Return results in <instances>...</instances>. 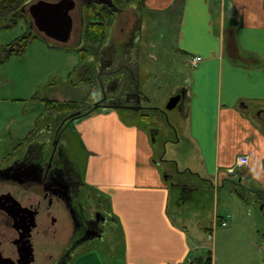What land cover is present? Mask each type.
<instances>
[{
    "label": "crops",
    "instance_id": "obj_1",
    "mask_svg": "<svg viewBox=\"0 0 264 264\" xmlns=\"http://www.w3.org/2000/svg\"><path fill=\"white\" fill-rule=\"evenodd\" d=\"M136 4L130 2L129 9H135ZM124 10L127 9L116 11L108 27L107 39L111 38L113 46L123 51L121 57L112 55L109 64L115 70L123 59L138 66L136 75L132 73V91L140 92L144 51L156 59L174 43L176 56L180 57L174 56L173 62L179 67L185 61L191 67L188 86L183 87L188 101L187 128L183 138L178 137L182 141L177 145L183 147L185 167H179V158L167 159L161 151L156 154L155 121L151 122L150 115L142 117L135 111L129 114L133 119L141 117L151 122L147 123L148 128L128 122L118 108L103 106L91 109L72 123L79 153L76 159L82 164L85 184L99 191L103 209L114 213L119 235L126 244V264H188L191 257L203 256L195 254L202 247L196 242L193 245L185 226L174 221L173 204L185 210L189 202L196 200V209L184 211L186 219L203 213L201 208L206 203L201 202L202 195L199 200L194 194L203 185L218 189L228 182L254 193L255 197L260 195L255 190L264 191V0H144L132 23L129 15L123 16ZM72 13L78 14L76 21L81 26L73 38L65 43L43 39L50 49L75 60V47L82 40L83 7L78 6ZM73 19L75 27L78 24L75 16ZM114 30H118L116 36ZM105 47L101 49L103 61L113 53L111 49L103 51ZM193 55L200 57L196 64L191 62ZM149 71L146 74L152 75L150 78L158 76L157 71ZM83 84L89 94L90 84ZM99 89L98 96L102 93ZM50 115V119L56 118V123L69 118L55 112ZM50 123L53 122L40 127L35 124L24 137L22 148L45 138ZM15 146L13 153L22 149ZM242 155L248 156V163L239 166L237 158ZM174 163L175 171L167 166ZM185 173L194 181L187 174L183 178L186 183L174 177ZM172 189L176 192L175 199ZM213 216L217 218L218 214ZM229 216L219 214L221 222L225 221L219 224L225 226L221 230L226 234L222 250H229L236 237L245 239L240 255L242 263L264 264V246L256 240L260 229L250 224L229 225ZM199 228L215 232L212 224ZM237 230L246 231L240 236Z\"/></svg>",
    "mask_w": 264,
    "mask_h": 264
},
{
    "label": "rangeland",
    "instance_id": "obj_2",
    "mask_svg": "<svg viewBox=\"0 0 264 264\" xmlns=\"http://www.w3.org/2000/svg\"><path fill=\"white\" fill-rule=\"evenodd\" d=\"M36 1L38 0H28L22 5L21 9L25 12ZM79 2L81 3V0H77L75 10L81 5ZM133 2L136 3V1ZM140 7V5H137L133 7L135 9H129L130 7L128 5V7L125 8L127 10H124L123 16L127 17L129 15V23H132L134 18L137 17V14L140 12ZM131 13H135L136 15L132 17V15H130ZM77 16L78 14L75 13L76 20H78ZM14 18L13 16H7L1 20L0 25L3 26L0 30V46L13 42L15 39L25 34L28 28H31L30 17L28 24L19 16H16L15 22L13 20ZM76 24L79 26V22L76 21ZM157 25L155 28L159 30L160 27H157ZM32 29L35 30L34 28ZM117 32L118 30H114L115 36ZM75 35L74 32L72 38ZM110 39L111 38H108L107 40L109 41ZM113 39L114 38H112V41ZM46 44L47 42L45 39L36 38L27 44L22 53L9 55L7 60L0 66V164L3 162V159H5V156H9L10 153H13L12 148L15 145V147L22 148L25 144L23 142L26 140L24 137L35 127V124L40 127L47 123L51 113H47L43 109L41 103L42 98L47 97L59 101L60 99H63L62 101H68L86 98L85 102L87 103L89 101L88 99H90L89 103L91 104L94 103L93 99L99 97V93H96L99 87L94 93H91L92 99L88 96L89 94L86 93V90H84L85 85L83 81L79 79V77L83 75L84 69L78 70L77 68V54V59H68L65 54L58 50L50 49ZM175 47L176 45L173 43L169 49L164 51V54L159 57L157 56L156 59L151 57L147 51H144L143 55H141L142 63L140 67L143 66V69L140 70L139 73V89L142 93L140 105L145 109L139 113L141 115L145 112L148 116H151V122L153 119L155 121L153 127L156 134H154L155 139L153 140L156 154L161 151L165 154L167 159L174 157L179 158V167L184 169L185 165L183 164L185 160H183L182 157L184 153L181 152L183 147H178L177 145H180L178 142L182 141H179L178 137L182 139L187 128L186 112L188 101L186 99L185 103L181 105L179 102L177 106L171 109L166 108V103L178 87L187 88V79L191 67L185 61L183 65L179 63V67L177 65L178 63L173 62V58L176 56ZM73 57L75 56L73 55ZM144 57L145 59H143ZM179 57L180 56H176L177 59H179ZM183 59L187 60V56H183ZM90 60L92 59L87 58L86 64L91 67L90 69L93 68L91 74H95L99 67V55L97 54L94 56V60ZM122 60H119V69L127 62H122ZM167 60L170 62L168 63ZM127 66L133 69L132 73L135 76L138 71V66L128 62ZM149 69H152L154 73L158 69H161V72L158 70V76L150 78L152 75L146 74V71L150 72ZM117 73H115V75L118 76H115L117 78L114 80H117L119 76L122 77L119 78L122 81L129 78L125 70L122 71L120 69ZM106 75L104 79L108 81ZM103 77L104 74L102 78ZM129 79L134 80L132 77ZM73 81L75 83L71 84ZM86 82L88 83L86 85L89 86L90 81ZM127 87H129L132 95L136 94L132 91L130 86L127 85ZM100 90L101 89H99V91ZM37 105L38 107L36 108ZM121 113L130 123H141L144 126H148V128L150 126L147 123L151 122H147L144 118L141 119V117H138L133 119L129 114L124 113L123 110ZM44 117H46V120ZM49 134L50 133H45L46 136ZM163 141L166 142L165 145ZM166 148L167 152H164ZM172 149L175 150L174 153ZM167 166L175 171L177 165L174 163V165L168 164ZM186 174L190 176L189 173H185V175L180 177L178 175L174 177L186 183L183 179ZM192 179L194 178L190 176L191 182L194 181ZM181 181L179 183H183ZM240 187L241 186L235 184L229 185L227 182L225 186H221L218 189L211 187L207 188L204 187V185L203 187L197 188L194 191L195 196L200 200L202 195L201 202L206 203L205 206L201 208L203 213L186 219L184 211H187V209L188 211L196 209V200L193 201L194 203L189 202L190 206L186 205L188 208L185 210H183V206L180 208H177L174 204L171 206L174 210L172 214L174 221L185 226L184 228L187 230L189 239L193 245L196 243L201 245L202 248L198 249L197 251L199 252L195 254L200 253L205 256L210 250L213 258L212 264H243L240 255H243L241 252L245 241V239H237L236 237L233 246L230 247L229 250H222L226 234L221 229H224L225 226L218 224L217 218L213 216L215 214H218V216L220 214L224 217H226V214H229V225L232 223L233 225L237 224L242 226L250 224L256 229L259 228L261 232L256 240H258L257 242H259L260 245L264 246V207L262 206V202L255 197L254 193L246 191L245 189H240ZM233 188L236 189L234 190ZM236 190L240 191L242 195ZM91 192L94 194L92 189ZM254 192L260 194L261 198L264 199V191L255 190ZM171 195L172 198L173 196L174 199L176 198L175 189L171 190ZM191 203H196V205L193 206ZM113 214L114 213L111 212L108 215L112 224L111 231L109 232L108 230L105 232L103 238H98L99 241H90L85 244L79 251L80 255L70 264L127 263L126 244L124 237L122 238V235H119L118 226L112 221ZM213 221L214 223H212ZM211 224L215 231L214 234L207 231L205 232L199 228L203 226L211 227ZM245 231L246 230H237V234L241 236L240 233H245ZM208 234L210 235L209 237L207 236ZM56 238L57 237L52 241L49 238L39 239L40 242L35 246L37 252L36 264H40V262L45 264V259H42V255L46 249H50L54 253V257L58 255L63 240ZM215 253L216 256H214ZM192 258L193 257L190 259L192 260Z\"/></svg>",
    "mask_w": 264,
    "mask_h": 264
},
{
    "label": "flooded vegetation",
    "instance_id": "obj_3",
    "mask_svg": "<svg viewBox=\"0 0 264 264\" xmlns=\"http://www.w3.org/2000/svg\"><path fill=\"white\" fill-rule=\"evenodd\" d=\"M90 1L107 5L114 11L128 6L120 8L115 0H81L80 7ZM74 28L76 34L81 30L78 25ZM106 42L103 51L111 49L113 53L105 58V62L102 59L97 72L90 76L93 84L102 90L96 105L115 107L127 114L131 111L139 113L144 109L140 105V94L132 95L128 82L119 79L122 77L114 80L117 77L112 74L118 71L119 63L115 70L110 68V59L121 57L123 51L113 46L111 41ZM132 70L129 66V78ZM105 75L108 81L104 79ZM128 86L133 87L132 84ZM180 92L181 105L187 97L184 88H179L174 94ZM86 107L88 105L83 111L90 113L92 107ZM84 115L70 114L67 115L69 118H61L56 124V118L51 119L49 136L26 145L17 153H10L0 164V264H36L35 246L39 239L52 241L55 237L63 240L58 255L54 257V253L46 249L42 259H45V264H70L77 259L85 244L99 241L105 232L111 231L110 217L103 209L99 192L93 194L87 187L82 177V164L76 159L79 153L75 148L77 143L72 123Z\"/></svg>",
    "mask_w": 264,
    "mask_h": 264
},
{
    "label": "trees",
    "instance_id": "obj_4",
    "mask_svg": "<svg viewBox=\"0 0 264 264\" xmlns=\"http://www.w3.org/2000/svg\"><path fill=\"white\" fill-rule=\"evenodd\" d=\"M27 1L28 0H0V22L7 16L15 17L13 19L15 22L16 16H19L20 18H23L28 24L29 16L21 9L22 5ZM133 1H136V3L140 6H142L144 3V0H115L120 8ZM115 13L116 11H114L111 7L107 5H99L92 1L87 2L83 5L84 26L82 29V42L80 45L75 47V52L78 57V70H82V68L84 69V76H80L79 79L83 82L90 81L92 91L95 88L93 84V78L90 77L92 76L91 73L93 68L90 69L91 67L86 64V60L87 58L94 60V56H96L97 54L100 56V51L103 45H105L107 39L108 27L110 26ZM2 26L3 25H0V30ZM36 38L41 37L33 30L28 28L25 34L15 39L13 42L4 46H0V66L7 60L9 55L22 53L25 50L27 44L32 42ZM125 63L126 64L123 65L121 64L122 66L120 67V69L122 71L125 70L126 72H128L127 70L129 66H127V62ZM115 73H113L112 75H115ZM127 82L128 85L133 83L130 79H128ZM41 100L44 103V108L47 113L55 112L63 116L72 114L78 110L80 111L86 103V98L82 100L58 101L56 99L44 97ZM88 112L89 111L84 112L81 110V112H79L78 114H87ZM114 220L115 218H113L112 221L115 222ZM217 222L218 224L221 223V219L219 216L217 217ZM212 259V253L209 250L205 256L195 257L192 258V260L190 259V262L188 264H212Z\"/></svg>",
    "mask_w": 264,
    "mask_h": 264
},
{
    "label": "water",
    "instance_id": "obj_5",
    "mask_svg": "<svg viewBox=\"0 0 264 264\" xmlns=\"http://www.w3.org/2000/svg\"><path fill=\"white\" fill-rule=\"evenodd\" d=\"M75 5V0H38L27 12L39 35L65 43L74 33L72 11ZM181 97V93L171 96L166 108H174Z\"/></svg>",
    "mask_w": 264,
    "mask_h": 264
},
{
    "label": "built area",
    "instance_id": "obj_6",
    "mask_svg": "<svg viewBox=\"0 0 264 264\" xmlns=\"http://www.w3.org/2000/svg\"><path fill=\"white\" fill-rule=\"evenodd\" d=\"M199 59H200L199 56H193L192 57V63L193 64L197 63ZM247 161H248L247 156H241V157L238 158V164H241V165L242 164H246Z\"/></svg>",
    "mask_w": 264,
    "mask_h": 264
}]
</instances>
